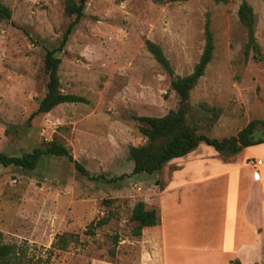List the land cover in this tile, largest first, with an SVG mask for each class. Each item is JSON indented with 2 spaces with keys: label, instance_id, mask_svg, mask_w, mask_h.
Listing matches in <instances>:
<instances>
[{
  "label": "rangeland",
  "instance_id": "obj_1",
  "mask_svg": "<svg viewBox=\"0 0 264 264\" xmlns=\"http://www.w3.org/2000/svg\"><path fill=\"white\" fill-rule=\"evenodd\" d=\"M246 1L254 14L257 50L244 59L245 35L236 18L239 0H87L83 17L57 54L60 91L85 103L57 105L26 124L44 92V49L56 45L70 19L63 15V0H0L10 11V19L0 21V153L19 156L55 140L96 177L80 176L72 164L55 157L43 158L33 172L0 168V243L14 245L24 264H161L147 230L133 237L128 217L136 202L158 211L157 193L173 180L186 185L178 191L185 200L164 213L165 242L171 248L168 264H186L189 255L197 256V264H210L223 256L234 209L221 204L231 190L224 182L230 177L213 176L223 173L215 159L226 163L228 157L199 143L158 173L133 175L127 149L143 142L131 116L161 117L177 103L143 41L158 44L174 74L186 75L201 52L205 17L213 52L190 92L189 121L200 133L219 140L250 120H264V0ZM199 104L214 108L216 115ZM261 148L250 147L247 155H259L264 163ZM235 174L244 176L243 185L234 187L240 197L245 170ZM263 178L254 184L262 187ZM201 180L217 191L213 202L197 198L206 185L193 182ZM102 218L107 222L93 235L84 233L90 222ZM246 220L256 236L243 263L264 264V187L251 192ZM63 234L72 235L66 248H50L55 236ZM203 249L213 253H201Z\"/></svg>",
  "mask_w": 264,
  "mask_h": 264
},
{
  "label": "trees",
  "instance_id": "obj_2",
  "mask_svg": "<svg viewBox=\"0 0 264 264\" xmlns=\"http://www.w3.org/2000/svg\"><path fill=\"white\" fill-rule=\"evenodd\" d=\"M87 0H63V15L70 19L64 28L58 42L54 47L44 49L42 57V73L45 76L44 92L37 101L35 109L29 114L26 124L34 119H42L55 106L60 104L85 103V99L73 94H65L60 91L58 80V67L60 59L57 54L63 51L73 28L83 17L84 5ZM153 4L174 3L181 0H148ZM215 3L225 4L228 0H213ZM237 22L244 31L245 42L243 46L244 59L251 52L257 50L253 34L254 14L246 0H239L236 9ZM10 19V11L0 2V21ZM203 45L197 61L191 71L183 76L174 74L169 61L163 54L161 47L150 41L144 40L145 51L154 62L161 68L168 80V88L176 97V108L169 110L161 117L131 116L135 122V128L143 142L130 146L127 149V158L132 164L131 174L152 175L160 172L169 161L181 158L195 149L199 143L211 147L216 153L225 157H231L242 149L264 144V120L253 119L248 121L234 135L223 137L219 140L209 138L199 132L197 124L189 121L193 106L190 104V92L203 76L205 68L212 58L213 40L209 29L208 18L205 17L202 26ZM204 112L215 116V109L199 104ZM63 158L72 164L74 170L83 177L95 180L96 177L88 175V172L75 161L67 149L50 140L43 145L33 148L30 152L21 153L19 156H7L0 153V168H17L25 172H33L43 158ZM128 220L133 223L131 235L139 237L145 228H151L159 223L157 210L145 208L142 202H136L129 213ZM107 222L106 218L90 222L84 233L93 235L94 231ZM72 235H56L50 244V248L64 250L70 242ZM114 237V243L116 242ZM17 249L11 244L0 243V264H24L18 258ZM111 256L114 249L109 250ZM89 264V263H84ZM230 264H240L233 260Z\"/></svg>",
  "mask_w": 264,
  "mask_h": 264
},
{
  "label": "crops",
  "instance_id": "obj_3",
  "mask_svg": "<svg viewBox=\"0 0 264 264\" xmlns=\"http://www.w3.org/2000/svg\"><path fill=\"white\" fill-rule=\"evenodd\" d=\"M261 147L262 148L259 154L264 153V144H261ZM250 151L251 150L248 148L242 149L236 155L228 157L226 160L227 161L226 163L219 162L217 159H215L216 160L215 163L219 166H222L221 169L223 173H217L216 175L213 176V179L219 180L220 178H223V177L224 178L230 177L229 181H224V182L228 184L227 189L229 190V188H231V190L226 195V200L223 201L221 204L223 207H226V208L233 207L234 214H233V218L229 217V220H228L227 228H229L232 223L231 232L228 231L224 235L226 236L227 234L231 233L230 237H228L226 241H224L225 249L221 253V255L223 256H221L220 258H217V257L213 258V260H210V264H230V262L233 260H238L241 264H244L243 259L245 256L243 255H245V250L249 251L251 247V240L253 241L254 237L256 236V234L253 232L252 227H250V225L247 223L246 211L249 205V199L251 198V192L252 193L254 192L256 193L258 191L260 192L261 189L264 187V183H263V186L261 187V185L254 184L251 181L250 171L247 165L245 164V161L248 158H254V159L259 158V160L261 159L260 161L262 162H261V166L259 169V176H260L261 181H262V175L264 176V166H263L264 163H263L262 158L259 155H258V158L249 157L247 154ZM241 154H243L244 156L241 157ZM261 156L264 157L263 154H261ZM173 162L175 161H169L166 164H172ZM241 169L245 170V186H244L245 192L243 191L242 193H240V197H239V194H236L234 192V187H237L238 184L243 185V182L241 180L244 179V176H242V179H239L236 176L235 172ZM175 172L177 171H173V173ZM202 183H203L202 180L201 182H193L195 186L206 185L205 183L203 184ZM180 184L181 183H177V182L173 183V180L171 181L167 180L162 185L161 191L157 193V195L159 196V199H158L159 204H158V211H157L159 223L156 226H153L151 228H145L141 232L143 234V231L147 230L146 233H149V235L151 236L152 243L154 244L153 246L156 249L155 255L158 256L157 259L158 261L160 260L161 264H168L166 253L167 251L169 252L171 251V248H169V246H167L165 242L166 238H165L164 213H166V210L169 207V205H172L173 203H178L180 200L181 201L185 200V199L182 200V197L178 193V191L180 190L181 187L185 186L186 183L182 185ZM216 186L219 187V182L216 183ZM252 186H254L255 188L252 189ZM209 187H210V192L206 191L209 189ZM212 188H213V185L208 184L205 186V190L204 192H202L200 196H198L197 194L195 195H197V198L200 201H204L206 203L213 202L214 201L213 199L218 198V195H217L216 190L212 191ZM176 196L178 197L177 201L175 199ZM186 201L188 200L186 199ZM174 224L177 227V222H175ZM229 251H232V253H228ZM180 252H187L188 254L189 252L191 253L192 251L181 250ZM205 252L213 253L212 251H209V250L204 251V249L201 253H205ZM197 259H198L197 256H194L193 258L192 256L189 255V260L186 262V264L193 263V262L197 264L198 263ZM186 260L187 259L185 257L184 261Z\"/></svg>",
  "mask_w": 264,
  "mask_h": 264
},
{
  "label": "built area",
  "instance_id": "obj_4",
  "mask_svg": "<svg viewBox=\"0 0 264 264\" xmlns=\"http://www.w3.org/2000/svg\"><path fill=\"white\" fill-rule=\"evenodd\" d=\"M246 165L250 170L251 181L253 183L259 182L260 181L259 169L261 166V161L259 159L249 158L246 161Z\"/></svg>",
  "mask_w": 264,
  "mask_h": 264
}]
</instances>
